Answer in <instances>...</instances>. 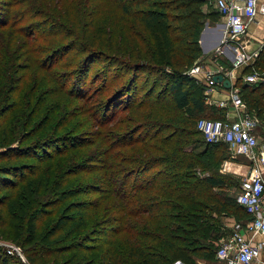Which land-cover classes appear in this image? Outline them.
<instances>
[{
	"label": "trees",
	"instance_id": "trees-1",
	"mask_svg": "<svg viewBox=\"0 0 264 264\" xmlns=\"http://www.w3.org/2000/svg\"><path fill=\"white\" fill-rule=\"evenodd\" d=\"M110 1L114 7L111 16L98 21L92 11L86 15V24L97 27L98 32L104 31L99 37L94 33L97 37L94 40L87 38L91 32L85 23L82 24L81 18L65 8H59L60 14L56 15L44 8L41 0H7L2 4L0 39L5 40V32L11 30L5 48L0 46V76H3L4 67L20 66L14 57L16 49L12 42L13 37L21 34L28 54L27 65L42 69L47 79L56 82L60 92L77 100L84 99L87 112L96 122L97 130L92 135L95 142H101L102 148L99 147L100 154L95 158L80 161L75 158V153L68 152L88 147L93 137L72 133L47 136L34 143L33 152L37 155L36 149L41 148L43 155L39 160L49 159L52 163L42 171V163L38 161L29 170L31 166L20 168L15 161L30 154V147L26 152L19 144L7 147L14 142L13 132L16 139L21 134L4 127L0 157L9 161L0 164V187L8 183L16 188L23 182H30V178L40 171L45 176L55 165V157L60 158L58 163L64 166L59 174L68 176L62 184L67 183L72 174L102 171L104 184L96 188L97 192L113 196L120 211H124L122 216L107 220L108 232L113 236L110 241L104 244L106 236L102 233H106L105 228L96 237L100 248L104 249L100 255L103 264H158L161 259L163 264L167 261L166 256L170 258V264L177 260L199 264L195 257L212 260L219 239L224 236L220 216L239 212L245 214L240 220L248 217L235 196L224 191V186L233 184L231 179L226 181L229 177L225 173L215 175L211 172L200 178L194 171L204 161L215 165L228 149L227 145L205 141L197 127L200 117L182 123H176V119L151 118L164 99L192 118L207 111H215L211 118L225 115L223 108L206 101L204 80L186 72L201 56L200 30L207 19L217 23L221 16L218 11L204 10L205 0ZM84 26L86 34L80 30ZM104 56L108 58L107 69L98 85V78H93L90 70ZM254 71H264V44L254 61L243 67L235 82L250 112L264 123V80L252 83L242 78L243 74ZM110 72L112 75H108ZM159 79L165 80L164 89L156 92ZM35 81L29 72L25 73L19 89L22 91L26 84ZM110 83L119 88L110 93ZM39 84L32 89V96ZM20 104L17 100L9 106L5 119L10 118L15 109H20ZM138 113H143L144 118ZM160 115L163 117L162 113ZM25 122L29 126L31 118ZM109 123H113V129L109 128ZM143 128L147 131H142ZM127 148L133 149L127 151ZM69 192L87 195L92 190L69 189ZM12 196L7 193L0 197V205L7 207L9 217H12V207L17 202L7 205ZM64 198L61 197V202ZM17 203L19 208L28 205L27 196ZM112 222L117 223L116 226L112 227ZM11 227L20 228L18 225ZM26 229L32 234L37 231V226L31 223ZM121 232L127 234L114 243V237ZM159 243L168 245L169 251L159 247ZM115 245L117 250H114ZM1 248L0 264H17L19 256ZM37 254L38 251L28 252V264L34 262ZM89 264H94V258Z\"/></svg>",
	"mask_w": 264,
	"mask_h": 264
},
{
	"label": "rangeland",
	"instance_id": "rangeland-1",
	"mask_svg": "<svg viewBox=\"0 0 264 264\" xmlns=\"http://www.w3.org/2000/svg\"><path fill=\"white\" fill-rule=\"evenodd\" d=\"M41 1L44 8L53 14H60L59 8H65L67 11L73 12V14L77 15V18H81L82 24L85 23L87 29L90 30L91 33L87 38L93 40L99 36H103L104 31L98 32L97 27H93L90 23L86 24L88 20L87 14L92 11L94 15L98 16L99 21L100 19L108 17L109 14L111 16V13L114 11V7L110 0ZM0 2V10L2 11V4L7 2V0H0ZM204 10L216 11L213 5H207ZM259 16H261L260 19L263 20L264 30V16ZM2 18L5 17L3 16ZM105 21L107 20H104V22ZM207 21L211 26L212 24L216 25V22H212L209 19H207ZM218 21L223 22L222 18ZM95 23L97 24L96 21ZM85 26L80 29L82 30V34H86L87 30ZM202 28H204V26ZM219 29L221 30L222 26H220ZM7 30L10 31L11 29ZM8 31L4 34L5 40H3L4 38L0 39V41H3L2 44H0L1 47L4 46L5 48L7 45L5 41L9 40ZM249 32L250 31L242 36V41L246 45L247 51L252 54V52L260 50L259 48L262 47L264 34L260 35L258 32ZM94 33L97 34V37H94ZM18 35L20 37H13L12 43L14 45L13 47L16 49L13 53L14 57H17L16 61H19L20 66L16 67L14 65H9L4 67L2 72L3 76H0V143L1 139L4 138L2 134L4 127H8L6 129H11L20 133V137L16 139V134L13 132L12 140L14 142L8 144L7 147L19 144L20 147H23L25 152L28 151L30 147V152H28L30 154L26 153L27 156L16 159V166L20 168L31 166L29 170H32V164H36L39 161L42 163V171H44V169L49 167L50 163H52V160H39V156L43 154L41 148L36 149L37 155L34 154L33 149L36 141L42 140L47 136L58 137L59 134L70 135L71 133L81 136L88 135L91 138L93 137V131L97 130L96 122L94 121L95 119L91 117L90 113L87 112V106L83 103L84 99L77 100L70 95L68 96L65 92H60L56 82H54L53 79H47L45 74L41 72L42 69H32V67L27 65L28 54L25 52L26 50L22 43L25 41L23 39L24 36L21 34ZM206 39L207 38H205V41ZM211 39H213V37ZM215 50L214 46L209 48L207 52L201 51V56L195 60L193 66L201 64L202 68L205 67L213 70L218 69L219 66H223V68L227 70L230 69L232 67L230 59L223 54H217V57H214L213 54L216 52ZM107 59L106 56L99 58V61H96L90 70V73H92L91 76L93 78H98V85L101 84L102 73L107 69ZM240 69H243V67L238 68L236 72L237 75L240 74ZM28 72L36 81L26 84L21 91L19 89L21 86L18 85L22 83L24 74ZM10 75L12 76L11 78ZM108 75H112V72ZM193 76L201 81L204 80L205 77L202 72H198ZM158 81L161 85H156V92L163 88L165 82V80L161 81L160 79ZM79 82H81V80H79ZM38 83H40L38 89L34 96H32V89ZM108 86L110 87V93L119 88V86H113V83H110ZM17 100L21 102L20 109H15L10 118L5 119V116L9 113V106L16 103ZM160 107L161 108H159L151 119H176L178 121L176 123H182L190 121V119L197 120L201 116L212 117L213 115H211V113L215 112L207 111L198 113L192 118L186 112L172 107L171 103L168 100L165 101V99ZM223 110L224 112L226 111L225 109ZM219 112H221V110H219ZM30 113L31 115L29 116ZM127 113L128 112H125L124 114L127 115ZM161 113L163 117H161ZM138 114H140L141 118H144L143 113ZM30 118L31 123L27 126V122L25 121ZM111 125H113V123H109V128L113 129ZM142 131H147V129L143 128ZM256 133L257 135L259 134V139L263 141L264 134L260 132ZM14 139H16V141ZM91 142L92 144L88 147L76 152L69 151L68 153H75V158L80 161L86 158L93 159L100 154L99 147L101 149L102 147L100 145L102 144L98 140L95 142V137L92 138ZM67 143H69V141H67ZM55 148L56 147L51 148L50 151H53ZM1 149L0 146V150ZM132 149L133 148H127L126 150L130 151ZM200 155L202 157L204 156L203 154ZM221 157L222 158L219 159L215 165L209 164V166L205 161L204 163L198 164V166L194 168V171L200 178L205 177L211 172L215 173V175L225 173L226 176L229 177L226 178V181L230 182L231 179L233 184L231 186H224V191L234 196L240 190L247 176L248 159L244 155L233 157L228 149L223 152ZM8 161V158L0 157V164L7 163ZM53 161L55 165L45 173V176L42 171H40L36 176L30 178V182H23L16 188L8 183L0 187L1 198L7 193H12L13 195L7 200V205L12 201L18 202L22 200L24 196L28 198V205H25L23 208H19L18 203H15L14 207H12V217L8 216L5 210L7 207L0 205V248L4 247L3 245L6 244H12L20 248L24 257L22 258L19 256L20 259L16 260L17 264H28L27 261H29V259L27 256L29 251L32 253L38 251L32 264H89L90 260L93 258L94 264H103L104 261L100 255H102L104 249L100 248L101 245L99 241L96 240V237H98L100 231L105 228L106 233H102L106 236L104 244L110 241L113 236L108 232L107 226L109 224L107 220L118 215L122 216L124 211H120V206L115 202L116 199L113 196H111V198L97 192L99 190L96 188H100V186L104 184L102 181L105 175H103L102 171H96L91 174H72L70 175V180L62 184L64 181L63 179L66 177L68 178V176L63 177L61 173L59 174V171L64 168V166H60L58 163L60 158L55 157ZM94 163L97 164V162ZM69 189L73 191L77 189L81 191L92 190V192L87 195H76L70 193ZM211 190L214 191L213 187ZM63 193H65V195ZM19 194H21L20 200ZM61 197H66L63 202H61ZM237 215L240 216L241 214L238 212ZM110 221H112V219ZM31 223L37 226V231L32 234L26 229ZM220 223H222L221 220ZM116 224L117 223L112 222L110 225L114 227ZM14 225H18L20 228L11 227ZM221 229L223 231V228ZM126 234L127 233L121 232L115 236L114 243L117 242L120 236H125ZM163 234L164 232L162 231V235ZM36 241H38V243H36ZM40 241L44 242L40 243ZM159 247H164L165 250L167 249L169 251L167 248L168 245L159 243ZM117 249L118 247L115 245L114 250ZM160 252H164L163 249H160ZM166 257L167 261L163 264H170V258L168 256ZM162 260L163 259H161L158 264H161V262H163ZM212 260H216V258L214 257Z\"/></svg>",
	"mask_w": 264,
	"mask_h": 264
},
{
	"label": "built area",
	"instance_id": "built-area-1",
	"mask_svg": "<svg viewBox=\"0 0 264 264\" xmlns=\"http://www.w3.org/2000/svg\"><path fill=\"white\" fill-rule=\"evenodd\" d=\"M207 5L215 7L225 24L221 44L213 56L225 55L232 67L227 70L219 66L213 70L196 64L186 71L191 76L204 73L206 101L226 109L222 117H200L197 127L206 142L225 143L233 157L244 155L249 163L247 176L234 195L248 217L235 221L230 232L219 239L215 256L225 264H264V240H254L255 236L264 235V139L261 141L256 133L260 120L250 112L239 88L235 86L239 76L236 69L252 63L258 55L259 50L252 54L247 51L242 36L248 32L258 14L264 16V0H205L203 8L206 9ZM218 73L230 79V87L214 79ZM242 78L245 82H258L264 80V71L246 73ZM223 88L227 89L228 97L215 103L213 93ZM3 246L8 253L24 257L15 245ZM174 264L186 263L177 260Z\"/></svg>",
	"mask_w": 264,
	"mask_h": 264
},
{
	"label": "crops",
	"instance_id": "crops-1",
	"mask_svg": "<svg viewBox=\"0 0 264 264\" xmlns=\"http://www.w3.org/2000/svg\"><path fill=\"white\" fill-rule=\"evenodd\" d=\"M259 15H261V14H258L256 19L250 24L248 31H250L251 33L258 32L261 35V34H264V30H263V23H262L263 20L260 19L261 16H259ZM212 26H215V25L212 24ZM212 36H213V34H212ZM211 40L212 39H210V38L206 39V41L208 42V45L210 44L209 41H211ZM207 42H206V44H207ZM263 44H264V42L262 43L261 46H263ZM240 70H242V69H240ZM237 71H238V69H236L235 72H237ZM212 96H213V100L215 102H217L219 99H224V98L228 97V91H227V89L223 88V89H220L218 91H215ZM223 109H225V108H223ZM256 132H260V133L264 134V123L259 122V124L256 127ZM244 216H245V214H241L240 216H237L235 214H223V215H221L220 220L222 221L221 225L223 226L224 235H226L230 232L235 221L240 220ZM247 235H250V233H248ZM254 240L257 242H261L262 240H264V235H257L254 237ZM262 256L264 258V251H263ZM215 258H216V256H215ZM195 260L199 264H225V262H223L217 258H216V260H206V259L204 260L203 258L195 257Z\"/></svg>",
	"mask_w": 264,
	"mask_h": 264
},
{
	"label": "water",
	"instance_id": "water-1",
	"mask_svg": "<svg viewBox=\"0 0 264 264\" xmlns=\"http://www.w3.org/2000/svg\"><path fill=\"white\" fill-rule=\"evenodd\" d=\"M222 26V29L220 30L219 27ZM225 27V24L223 22H217L215 26L209 25L208 21H206L204 28L202 29L200 33V47L203 52H207L209 48H212L215 46V49L218 48L221 44V39L223 36V29ZM219 29V30H218ZM213 34V36H212ZM213 39L210 42L209 45H206L205 38H212ZM214 79L216 81H222L223 84L226 87L231 86V81L229 78H226L223 76V74L218 73L214 75Z\"/></svg>",
	"mask_w": 264,
	"mask_h": 264
},
{
	"label": "bare ground",
	"instance_id": "bare-ground-1",
	"mask_svg": "<svg viewBox=\"0 0 264 264\" xmlns=\"http://www.w3.org/2000/svg\"><path fill=\"white\" fill-rule=\"evenodd\" d=\"M206 45H208V44H206Z\"/></svg>",
	"mask_w": 264,
	"mask_h": 264
}]
</instances>
